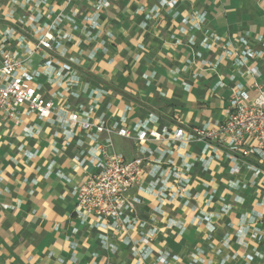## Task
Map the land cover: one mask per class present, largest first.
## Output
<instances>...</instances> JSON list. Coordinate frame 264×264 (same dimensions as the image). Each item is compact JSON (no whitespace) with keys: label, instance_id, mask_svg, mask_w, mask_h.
<instances>
[{"label":"crops","instance_id":"0c3cea01","mask_svg":"<svg viewBox=\"0 0 264 264\" xmlns=\"http://www.w3.org/2000/svg\"><path fill=\"white\" fill-rule=\"evenodd\" d=\"M43 1L0 0V44L39 73L33 83L55 102L43 119L27 105L0 116V264H264V164L174 136L224 120L233 86L264 84V0ZM55 21L61 45L46 66L26 48L38 38L32 29L43 34ZM207 31L248 34L259 75L203 48ZM65 62L73 70L58 76ZM71 111L111 131L71 128ZM137 125L148 130L142 151L118 134ZM98 145L146 160L128 192L137 212L124 214L132 223L122 230L77 210Z\"/></svg>","mask_w":264,"mask_h":264},{"label":"built area","instance_id":"2783aa9c","mask_svg":"<svg viewBox=\"0 0 264 264\" xmlns=\"http://www.w3.org/2000/svg\"><path fill=\"white\" fill-rule=\"evenodd\" d=\"M166 3L174 5L176 0L166 1ZM107 4L108 0L101 2L102 6ZM194 16L200 24L206 20L204 11L195 10ZM28 20H33V17L28 16L26 22ZM88 21L92 28L99 25L91 18ZM55 24L56 21L48 25V30L43 34L38 28L32 29V33L38 34V38L33 47L26 48L29 56L34 53L41 54L46 66L53 62L49 51L58 50L61 45V37H56L51 32ZM75 27L78 26L75 25ZM200 45L207 50L219 51L222 58H228L237 65L245 66L248 73L259 75L252 61L260 53L253 47L248 34L231 40L225 39L215 31H207ZM198 55L201 53L198 52ZM60 66L58 76H64L73 70L72 64L68 62ZM37 75H39L38 72L27 70L17 52L9 51L7 43L0 44V116L17 118L18 109L24 105L35 111L41 119L51 114L55 102L52 98L45 97L40 92V86L33 83ZM250 90L256 93L254 97L250 95ZM250 90L243 85L233 86L224 120L215 122L212 126L193 128V131L188 134L183 127H178L174 136L178 140L185 139L187 135L206 141L215 147L222 148L235 160L240 157L247 159L255 156L260 163L264 164V84L256 78ZM67 117L73 129L81 127L98 133L111 131L104 122H90L81 118L76 111H71ZM118 134L132 138L135 145L142 151V141L145 140L148 130L137 125L132 130L122 127L118 129ZM93 156L96 159L95 171L86 176L76 193L78 213L83 216H95L102 227L122 230L126 224L132 223L129 215L124 214L129 212L133 216L137 212L139 199L130 197L128 192L140 183L146 160L142 156L129 159L122 153L107 151L103 145H98L93 150ZM234 170L236 171L237 168L234 167ZM260 171L261 169L256 167V172ZM132 220L135 218L133 217ZM144 243H148V240H144ZM176 258L177 256H174V259Z\"/></svg>","mask_w":264,"mask_h":264}]
</instances>
